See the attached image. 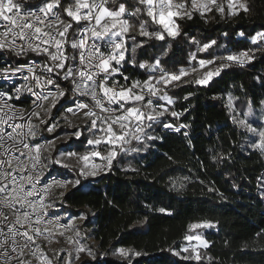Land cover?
<instances>
[{
    "label": "trees",
    "instance_id": "1",
    "mask_svg": "<svg viewBox=\"0 0 264 264\" xmlns=\"http://www.w3.org/2000/svg\"><path fill=\"white\" fill-rule=\"evenodd\" d=\"M18 2L27 8L39 5L41 0ZM122 2L129 11L139 6L137 0H109L108 6L115 8ZM246 4L248 11L234 16L213 10L204 17L196 13L191 19H177L180 35L175 38L165 34L162 41L148 40L132 31L135 43L142 42L143 46L133 52L127 42L125 73L130 80L147 79L149 70L139 64H152L155 59L165 70L176 72L181 68L199 70L200 59L237 55L240 51L249 52L253 59L243 66L231 63L207 85L193 81L213 66L198 74L192 72L186 83H176L179 86H161V94L166 93L182 109L181 122L191 131L189 139L167 133L160 124L157 138L142 156L127 158L120 153L110 171L83 181L63 197L52 193L49 203L52 200L61 211L87 217L82 226L84 235L96 241V245H90L95 259L82 262L199 264L174 252L187 244L185 237L192 234L189 224L210 221L214 227L200 230L209 243L202 255L212 260L204 259L202 264H264V150L252 147L254 140L232 119L234 115L242 118L251 109L253 120L258 122L255 114L264 110V40L252 42L257 33L264 32V0H246ZM138 19L149 18L142 14ZM130 22L136 23L137 18ZM148 28L161 30L152 23ZM211 40L216 44L207 52L197 51ZM220 63L217 59L216 65ZM230 96L235 111L228 107ZM170 112L162 118L165 123L176 122ZM64 115L54 133L44 131L43 126V136L51 140L79 130L81 137L72 140L75 149L89 150L85 146L90 137L86 122L81 124L68 114L69 124ZM137 143L133 141L131 146ZM72 172H67L68 176H77ZM160 208L167 211L161 213ZM120 248L140 255L116 258L113 253Z\"/></svg>",
    "mask_w": 264,
    "mask_h": 264
},
{
    "label": "snow or ice",
    "instance_id": "2",
    "mask_svg": "<svg viewBox=\"0 0 264 264\" xmlns=\"http://www.w3.org/2000/svg\"><path fill=\"white\" fill-rule=\"evenodd\" d=\"M188 3L189 0H180V2L137 0L139 6L129 11L126 2L110 8L109 0H41L34 9H25L18 0H0V27L3 28V31H0V53L6 51L21 56L31 52L44 58L39 71L34 66L27 68L28 73L31 74L32 86L25 84L15 89L17 98L22 91L35 95L36 100L33 103L47 117L43 118L40 112L33 111L29 120L32 116L36 117L39 125L44 126V131L54 133L60 125L59 121L51 116V110L56 107L60 98L66 96V90L61 87L60 80L70 81L73 87L67 89L68 92L90 99L74 100L75 107H68L63 119L70 124L68 114L82 116L86 120V130L93 137L86 140V144L92 146L90 151L83 154L75 151H58L57 155L51 158L45 157L43 153L49 147H54L55 140L61 138L59 135L55 140L41 144L37 139L38 125L29 123L27 131L24 130L23 124H10L12 131L0 128V264H12L13 260L17 264H27L22 259L24 249L31 250L37 237L45 232L51 233L53 229L64 235V231L74 227L71 218L69 222L63 224L59 219H46L49 210L55 206L54 203L46 202L54 187L66 188L71 184L73 188H77L82 186L79 177H95L101 172L110 171L113 161L120 153H127L129 150L138 151L136 148L129 149L125 147L126 145H131L133 141L143 143L145 139L157 138L147 132L153 124L159 123L164 128H172L176 132L186 127L183 124L175 126L164 122L162 118L169 112L167 105L173 104V100L166 93L161 94V92L162 87L179 86L173 82L186 83L183 78L191 75L192 72H197V68H181L178 72L166 71L161 66V61L155 59L152 64H139L140 68H147L150 73L147 80L140 81L130 80L128 76L123 75L120 66L122 63H127L125 54L128 51V34L134 29L140 37L162 41L165 39V34L172 38L180 35L177 19H191L194 12H199L201 17H204L205 13L212 11L213 8L221 15L225 11L217 0H190V7ZM237 4L239 10L248 11L247 4L242 0H228L230 14H238ZM142 14L149 19L139 20ZM130 18H137V22H130ZM149 23L159 25L161 30L149 31ZM74 28L79 34L78 38L69 40ZM130 38L135 40V36ZM262 40H264V32H259L252 42L257 43ZM215 44L216 41L211 40L199 46L197 51L207 52ZM142 46V42L135 45V47ZM135 47L132 48L133 52ZM191 58L195 60V54H192ZM217 59L221 61L219 65H216ZM252 59L253 56L247 51L239 55L200 59L201 69H207L209 65L213 67L193 82L207 85L214 76H219L223 69L230 67L231 63L243 66ZM21 68L22 66L9 65L0 71L7 79L9 72L14 75L20 72ZM157 72L159 75H156ZM117 74L122 77L124 83L115 78ZM24 79L27 81L29 77L26 76ZM49 86H53L55 91H51ZM37 88L41 91L34 92ZM4 96V93H0V99ZM184 99L188 97L185 96ZM160 100L166 101V104H160ZM45 103L48 104L47 108L44 107ZM4 107H11L6 100ZM228 107L235 111L231 96L228 98ZM249 113H245V118L240 119L234 115L233 123L257 136L258 141H255L252 147L264 150V128L253 127L246 119ZM16 115L24 119L23 113L14 112L7 118L0 115V125L7 124ZM170 115L178 118L180 113L171 111ZM71 135L79 139L82 132L77 130ZM17 152L19 155H15ZM71 158H76L81 163L78 170L71 169L64 163L66 159ZM96 158L100 162H95ZM54 165L76 171L77 178L48 180L47 176L51 174ZM63 195L61 192L60 196ZM159 211L164 213L167 210L160 208ZM86 218L77 217L80 220ZM214 226L210 221H203L191 223L188 228L193 231ZM76 235L79 236V232ZM185 239L196 240L199 244L193 245L191 249L184 247L174 252L175 255L180 256L181 252L188 253L183 259L195 260L199 264H202L204 259L212 260V257L203 256L199 250L209 247L208 241L200 234H190ZM68 240L76 245L75 260H80L81 253H86L95 259L91 249L86 248L79 240H73L71 237ZM38 252L37 248L33 255H37ZM115 254L125 259L130 258L131 255H140L124 248L117 249ZM38 259L41 260V264H52L46 256H38ZM57 261L58 264H73V253H68V259L57 254Z\"/></svg>",
    "mask_w": 264,
    "mask_h": 264
},
{
    "label": "built area",
    "instance_id": "3",
    "mask_svg": "<svg viewBox=\"0 0 264 264\" xmlns=\"http://www.w3.org/2000/svg\"><path fill=\"white\" fill-rule=\"evenodd\" d=\"M188 6L190 7V4ZM35 7L36 6L27 7L25 9H30V8L34 9ZM196 13L199 14V12H194L193 15ZM208 13L209 12H206L205 15ZM74 30H75V28L72 30L71 34L69 35V40H73V39L78 38L79 34H78V32L73 33ZM0 31H3L2 27H0ZM102 50L107 51V49H102ZM241 52H243V51L238 52L237 55H239ZM127 53H128V51L125 54L126 60H127ZM43 63H44L43 57L37 56L35 53H31V52H29L26 55H21V56H15L14 54H9L6 51L0 53V70L4 69L5 67H8L9 65L12 67H21L22 66L21 71L14 74V75L11 72H9L8 73L9 78H7V79L4 78L3 72L0 71V93L5 94V96L2 99H0V108H2V111H0V115H4L5 118H7V116H12L14 112L15 113H23V115H24V119H20L19 115H16L12 120H9L7 124L0 125V128H3L7 131H12V129L9 127L10 124H23V125H25L24 130L27 131V125L29 123H31L33 125H38L37 139L39 140V142L41 144H46L47 141H49V140L46 137H44L42 132H41V128L43 127V125H39V120H38V123L36 124L35 123L36 117H34V116H32L31 119L29 120V117L31 116V113L33 111L40 112L41 116H42V114H44L42 116L43 118H47L45 116V113L41 109L37 108L36 104L33 103V101L36 100V96L33 95L32 93L22 91L17 98V93L15 91L16 88H21L25 84H27L29 87H31L32 86L31 74L28 73L27 68L29 66H34L37 68V71H39V67L42 66ZM125 66H126V63H122V65L120 66V72H122L123 75L128 76L125 73ZM211 67H212V65H209L207 69H209ZM203 70H205V69H199L197 72H195V74H198ZM157 75H159V73ZM26 76L29 77V80H27V81L24 79V77H26ZM189 76L184 77L183 80L189 78ZM53 78H55V77H53ZM115 78L117 80H119L121 83H124V81L122 80V77L119 74H117ZM147 79H145V80H147ZM176 83L177 82H173V84H176ZM60 85H61V87H63L66 90V96L63 98H60L59 102L56 104V107L51 110V116L55 117V119L57 121H59L61 119L62 115L65 114V110L68 107H75V105L73 103L74 100H79V99L88 100V99H90V98H81L76 93L68 92L67 89L73 87V85L71 84L70 81H64L61 79ZM49 89L51 91H55V88L53 86H49ZM40 91L41 90L38 88L34 89V92H40ZM153 99L155 100L156 98H153ZM5 100L7 101V104L9 106H11L10 108L4 107ZM159 103L160 104H166V101L160 100ZM175 103L176 102L173 101V104L167 105V106H168L170 111H176L177 113H180V115L178 118L173 117L176 121L175 123L174 122H166V123L174 124L175 126H179V125L183 124L186 127L181 128L180 132H176L172 128H164L163 126H161L162 130L166 131L167 133H171V134H179V135H182V137L189 139L191 137V131L185 123L181 122V117H182L183 111L180 107H177V105ZM44 107L47 108L48 104L45 103ZM69 115L72 117H79V118H81L82 121L85 120V118H83L82 116H79V115H77V116H73L71 114H69ZM147 131H148V129H147ZM185 133H186V135H185ZM85 146L89 150L92 148V146H88L87 144ZM79 153L83 154L85 152H79ZM15 155H19V153L17 152V153H15ZM43 155H44V153H43ZM22 159H23V157H22ZM95 162H100V161L98 158H96ZM101 173H103V172H101ZM101 173H99L98 175H100ZM97 176H95V177H97ZM52 178L64 179L65 177L61 176V175H56V174H53V175L47 177L48 180H51ZM67 178L68 179H75V178H77V176H75L74 178L68 176ZM79 178L81 179V183H83V181H86L91 177H88V178L79 177ZM92 178H94V177H92ZM73 189H74L73 186L71 184H69L66 188H55L54 187L52 190V193L56 191V192H58L59 195L61 192H63V194L66 195ZM52 193H51V195H52ZM51 195H50V197H51ZM50 197L48 198V200L46 202L49 203ZM60 210H61L60 207L54 206L53 209L49 210V215H48V217H46V219H53V220L59 219L62 224L69 222V218H71V216L68 218L62 217V215L59 213ZM53 213H54V215H53ZM71 223H72V218H71ZM71 230L72 229L69 228L67 231H64V232L68 233V232H71ZM5 231H7L6 228H5ZM56 231H58V230L53 229V231L51 233L45 232L43 235L37 237L35 239V244L32 246L31 250H29L27 248L24 249V254H23L22 259H24L27 262V264H31V259H38V256L43 257L44 253L42 250V244H46V245L49 244L52 241V236ZM60 231H62V230H60ZM37 248L39 249V252L37 253V255H33V252H35ZM12 264H17V262L15 260H13Z\"/></svg>",
    "mask_w": 264,
    "mask_h": 264
},
{
    "label": "rangeland",
    "instance_id": "4",
    "mask_svg": "<svg viewBox=\"0 0 264 264\" xmlns=\"http://www.w3.org/2000/svg\"><path fill=\"white\" fill-rule=\"evenodd\" d=\"M217 2H218V4H222L224 9H225L223 16L224 15L234 16V15L230 14V10L228 8V0H217ZM242 2L246 3V0H242ZM189 4H190V1H189L188 5ZM236 8L238 10V14L240 12H243V10H239L238 4L236 5ZM213 10H215V8H213ZM238 14H236V15H238ZM73 33H77V31L74 30ZM131 33L132 32H130L128 34L129 38L127 39V42H128V44L130 45V47L132 49L133 47H135L136 43H135V40L130 38V37H132ZM203 74H204V72H203ZM203 74H202V76H203ZM246 113H249V110H247ZM43 115L44 114H42V116ZM255 115H257L258 118H259L258 122L253 120L254 114H252V112H250L247 115L246 119L248 120L249 123L252 124L253 127L264 128V110L259 115L258 114H255ZM242 118H245V116H242ZM76 119H79L80 120L79 122L81 124L86 122L85 120L82 121L81 118H79V117H76ZM35 123L36 124L38 123L37 119H36ZM159 125H160L159 123L153 124V127L148 129V131H147L148 134L151 135V136H155L156 131L159 128ZM71 133L72 132H70V131L69 132H64V133L59 134V136L61 137L60 139H58V140H55V138L51 139V140H55V145H54V147H49L48 150L44 152V156L52 158V155L55 152V150H56L58 145H62V146H61V148L59 150L57 149L56 152H58V151H60V152H64V151H75V152H78V151H76L75 144H73V141H72V140L76 141L78 139L75 136H72ZM249 136L254 140V142L258 141V137L255 136L253 133H249ZM89 139H92V134L91 133H90ZM152 141L153 140L145 139L143 141V143H137V145H135V146L126 145L125 147H127L129 149L136 148V149H138V151L129 150L127 153H125V155H127V158H133V157L138 158V157L142 156L148 150V148L151 146ZM90 150H87V151H90ZM84 152H86V150ZM64 163L67 164L69 166V168L74 169V170H78L79 167L81 166V163L78 162L76 158L66 159L64 161ZM60 169H63V170H60ZM66 171L73 174V172L69 171L68 168H62L59 165H54L52 170H51V174L49 176H51L53 174H56V175H61V176H64V177H68V174H67ZM71 175H69V177H71ZM51 202L54 203V205H56L54 201L51 200ZM59 213L64 218H68V217L71 216L72 224L74 225V227H71V229H72L71 232H68V233L64 232V235H60L59 231H56L53 234L52 241L49 244H47V245L46 244H42V250H43V253H44L43 256H46L48 259H50L52 261V264H56L57 254H59V256L61 255L60 257L68 259V253H70V252L73 253V264H79L80 262H82V261H84L86 259H92V256H88L86 253H81L80 254V260H75L74 256H75V247H76V245L73 244V243H70L69 240H68L69 237H71L73 240H79L80 243L85 245L86 248H90V245H92V244L96 245V241L95 240L90 239L88 236L84 235V232L86 230L83 229L82 225H83L85 219L84 220L77 219V217L83 216V215H71L68 212L61 211V210H60ZM77 232H79V236L76 235ZM195 234H200L203 237V239H205L207 241L204 231H201L200 229L193 230L191 235H195ZM198 244H199V242L196 241V240H193V241H188L187 240V244L184 245L182 248L189 247L191 249V247L193 245H198ZM199 250L201 251V254H202L203 248H200ZM115 252L113 253V255L116 258L123 259V257H120L119 255L115 254ZM187 255H188V253L181 252L180 256L184 257V256H187ZM134 256L135 255H131L130 258H132ZM31 264H41V260L40 259H31Z\"/></svg>",
    "mask_w": 264,
    "mask_h": 264
}]
</instances>
